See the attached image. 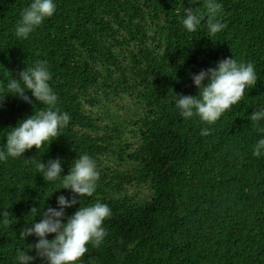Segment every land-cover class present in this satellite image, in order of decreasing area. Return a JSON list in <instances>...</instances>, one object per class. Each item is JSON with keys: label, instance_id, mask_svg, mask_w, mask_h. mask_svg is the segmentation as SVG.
<instances>
[{"label": "trees", "instance_id": "obj_1", "mask_svg": "<svg viewBox=\"0 0 264 264\" xmlns=\"http://www.w3.org/2000/svg\"><path fill=\"white\" fill-rule=\"evenodd\" d=\"M29 2L0 0V95L6 94L9 75L18 78L27 64L44 60L56 107L68 113L69 121L40 150L33 146L20 157L0 161V209L9 212L10 220L0 224V264H17V248L35 256L27 244L36 238H19L31 220L30 209L55 207L57 195L69 194L58 189L59 180L44 181L24 159L59 157L63 175L81 153L93 158L99 173L96 190L81 204L99 200L111 209L102 244L89 246L83 264L89 259L91 264H264V155L251 154L264 121L249 120L264 105V0H218V19L225 27L211 38L206 0H55L53 15L18 39L14 25ZM184 7L201 14L194 35L179 23ZM135 19H141V31L133 29ZM224 57L252 62L255 85L212 124L181 117L172 93L197 95L189 73L214 67ZM125 89L144 114L132 128L147 118L144 141L131 157L137 139L131 142L127 136L130 122L119 121L132 117L131 102L124 115L113 111ZM0 105L2 149L9 128L43 104L6 94ZM96 108L115 114L117 124L102 126ZM240 111L248 115L245 121ZM201 128L211 129L210 134L201 136ZM221 132L227 164L177 173L190 152L209 149ZM153 135L160 145L149 142ZM133 188H147L150 195L133 193ZM79 206L77 198L65 214ZM29 264L44 261L36 257Z\"/></svg>", "mask_w": 264, "mask_h": 264}, {"label": "clouds", "instance_id": "obj_2", "mask_svg": "<svg viewBox=\"0 0 264 264\" xmlns=\"http://www.w3.org/2000/svg\"><path fill=\"white\" fill-rule=\"evenodd\" d=\"M220 8L218 0L205 2L206 35L210 38L225 27V24L218 19ZM55 9V0H30L19 13V18L14 25V36L18 39L27 38L45 18L53 15ZM179 23L188 34L194 35V30L201 23V14L184 7ZM132 25L135 31H141V19H135ZM201 61L207 63L204 59ZM189 75L198 94L193 96L172 93L174 107L181 117L189 119L195 116L199 121L208 124L217 121L222 113L240 101L245 89L254 86L257 80L252 62H238L233 57L219 59L214 67L201 68L198 72L189 73ZM50 79L51 73L47 62L38 60L31 66L27 64L26 68L19 70L18 78L9 75L5 80L3 91L6 94L14 95L30 104L32 98H35L43 104V107L35 110L31 115H26L17 122L16 126L9 128L4 136L3 147L0 149V161L8 157H20L33 146L40 150L43 144L48 145L56 138L59 130L68 123V113L56 107L57 96L50 87ZM29 92L31 97L28 95ZM6 94L0 95V99ZM132 99L131 105L134 106V110L131 116L139 118L144 115L141 105L137 99ZM240 113L245 121L248 115L241 111ZM146 120L144 116L134 128H132L134 122L130 121L127 132L133 141L137 139L130 157L135 155L138 143L144 141L143 124ZM249 120L252 123L264 121V105L254 110L249 115ZM256 130L260 135L251 148V154L259 157L264 155V127H257ZM210 131L209 128H201L200 135L208 136ZM223 136L221 132L209 149L190 152L177 173L189 174L192 170L209 167L213 163L227 164V146L224 145ZM149 142L153 143L152 145H160L158 144L160 140L154 135L149 137ZM24 162L34 164L35 168L42 173L44 181L59 180L61 186L58 189H66L69 194L68 196L57 195L55 207L48 206L42 211L36 207L30 209L28 215L31 220L19 230V238L22 240L27 236L36 238L34 243L27 244L28 249H35V256L17 248L15 261L17 264H29L39 257L44 264H83L82 257L89 251V246L96 248L102 244L107 234L105 221L111 215L109 206L99 200L81 204V198L90 196L97 187L99 173L93 158L81 153L72 161L68 173L63 175L59 157L50 158L46 162L29 158L24 159ZM53 191L47 193L46 198ZM77 198H79L80 206L71 215H66L65 209L75 205ZM36 215L40 216L38 221L34 220ZM9 222V212L6 209H0V224L7 225ZM48 234L54 235L49 239Z\"/></svg>", "mask_w": 264, "mask_h": 264}, {"label": "rangeland", "instance_id": "obj_3", "mask_svg": "<svg viewBox=\"0 0 264 264\" xmlns=\"http://www.w3.org/2000/svg\"><path fill=\"white\" fill-rule=\"evenodd\" d=\"M132 92H130L129 90L125 89V92H124V95L120 98V100L118 101V103L114 106L113 108V111H115L117 113V115H124V112L122 111L128 104H130V102L133 101L132 99ZM88 108V107H86ZM134 110V106L131 107V110L129 111V116H131V113L133 112ZM95 112L98 114L99 116V122L102 126L104 125H109V127H114L113 125H116L118 120L116 119V116L115 114L111 113V112H105V110L103 109L100 110L98 108L95 109ZM138 117H132V118H129L126 123H123V121L119 120L120 121V125H123V124H127L128 122L132 121V122H135L136 119ZM128 138L129 140L131 141V136L130 134L128 133ZM133 141V140H132ZM131 141V142H132ZM132 192L133 193H136L138 192L139 194H144L146 196L150 195L147 188H142V189H139V188H133L132 189Z\"/></svg>", "mask_w": 264, "mask_h": 264}]
</instances>
